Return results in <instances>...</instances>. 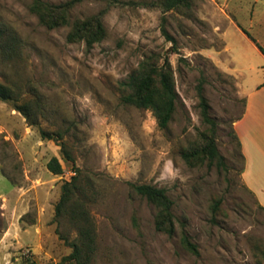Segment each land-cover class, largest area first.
Returning a JSON list of instances; mask_svg holds the SVG:
<instances>
[{"label":"rangeland","instance_id":"374dc122","mask_svg":"<svg viewBox=\"0 0 264 264\" xmlns=\"http://www.w3.org/2000/svg\"><path fill=\"white\" fill-rule=\"evenodd\" d=\"M127 1L70 8V21L101 18L105 35L87 46L65 40L68 26L39 24L31 0H0V39L15 37L10 55L0 53V83L36 122L0 100V264H70L62 259L77 230L66 215L54 218V204L74 168L94 235L88 264H264V209L240 180L231 129L243 107L238 78H264V60L241 30L264 49V0H188L167 11ZM146 58L166 61L172 77L175 107L164 128L150 110L120 102L122 83ZM37 126L61 138L42 139ZM205 137L221 160L201 153ZM52 156L59 174L45 167ZM130 183L165 190L171 235L154 228V207Z\"/></svg>","mask_w":264,"mask_h":264},{"label":"trees","instance_id":"16d2710c","mask_svg":"<svg viewBox=\"0 0 264 264\" xmlns=\"http://www.w3.org/2000/svg\"><path fill=\"white\" fill-rule=\"evenodd\" d=\"M79 1L81 0H65L59 3H49L42 0H31L28 10L35 15L38 23L46 28L68 26L65 35L67 42L82 40L87 46H91L94 42L100 41L104 37V27L99 15L69 20L68 13L70 8ZM105 1L108 5L130 2L127 0ZM143 4L157 6L162 11H167L178 6H188V0H150L143 1ZM241 30L264 55V49L257 45L245 30ZM14 38V36H11L0 39V53L4 57L9 56L13 51L10 42L14 41ZM122 84L127 91L120 95L121 103L150 110L156 125L159 128L166 127L174 111L176 99L172 77L166 61L158 65L154 59H143L138 67L128 74ZM0 100L9 102L27 120L29 125H36V122L30 115L27 103H17L16 97L1 83ZM199 106L201 107L203 119L207 122H212L207 115V104L202 95L199 98ZM37 131L42 139L61 138V134L58 131L51 133L38 126ZM59 146L63 156L69 158L64 143L60 142ZM201 153L207 156L209 160L213 158L221 160V156L217 153L214 140L211 137L204 138ZM45 167L52 174H59L62 171L59 162L54 156L46 161ZM74 172V175L69 180L63 181L60 185V193L54 204V218L66 215L77 230L76 238L68 243L71 251L62 260H68L70 264H88L90 254L94 248V235L87 211L83 207V201L76 198L77 195L85 196L86 186L80 184L78 178L80 171L74 168ZM130 186L136 194L145 198L154 207V228L171 235L174 231L173 214L171 211L172 200L166 195L165 190L146 183H130ZM180 240L185 249L193 254H197L195 245L189 241L186 234L182 233Z\"/></svg>","mask_w":264,"mask_h":264},{"label":"crops","instance_id":"0c3cea01","mask_svg":"<svg viewBox=\"0 0 264 264\" xmlns=\"http://www.w3.org/2000/svg\"><path fill=\"white\" fill-rule=\"evenodd\" d=\"M250 43L264 60V55ZM237 84L243 107L231 123V129L238 140L242 158L239 176L257 205L264 209V78L253 77L248 85L238 78Z\"/></svg>","mask_w":264,"mask_h":264},{"label":"clouds","instance_id":"9594fccd","mask_svg":"<svg viewBox=\"0 0 264 264\" xmlns=\"http://www.w3.org/2000/svg\"><path fill=\"white\" fill-rule=\"evenodd\" d=\"M169 164L171 165V161H169ZM165 173H167L165 178H167V179L175 178V172L172 169L166 168Z\"/></svg>","mask_w":264,"mask_h":264}]
</instances>
